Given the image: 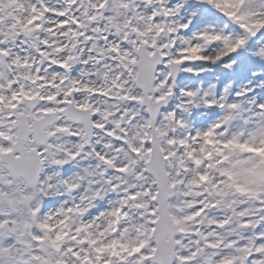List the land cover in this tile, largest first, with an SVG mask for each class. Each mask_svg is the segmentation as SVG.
Segmentation results:
<instances>
[{
    "label": "snow or ice",
    "instance_id": "snow-or-ice-1",
    "mask_svg": "<svg viewBox=\"0 0 264 264\" xmlns=\"http://www.w3.org/2000/svg\"><path fill=\"white\" fill-rule=\"evenodd\" d=\"M0 264H264V0H0Z\"/></svg>",
    "mask_w": 264,
    "mask_h": 264
}]
</instances>
